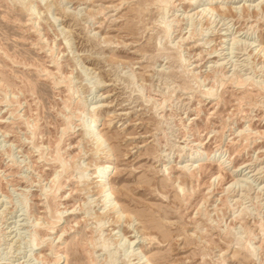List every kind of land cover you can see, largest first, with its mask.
Returning a JSON list of instances; mask_svg holds the SVG:
<instances>
[{
	"label": "rangeland",
	"instance_id": "obj_1",
	"mask_svg": "<svg viewBox=\"0 0 264 264\" xmlns=\"http://www.w3.org/2000/svg\"><path fill=\"white\" fill-rule=\"evenodd\" d=\"M204 1L0 0V264H264V0Z\"/></svg>",
	"mask_w": 264,
	"mask_h": 264
},
{
	"label": "bare ground",
	"instance_id": "obj_2",
	"mask_svg": "<svg viewBox=\"0 0 264 264\" xmlns=\"http://www.w3.org/2000/svg\"><path fill=\"white\" fill-rule=\"evenodd\" d=\"M231 1H242V0H231ZM222 2V0H205L204 1V3H203V6L201 5V11H200V15H203V14H205L207 11L209 12H211V11H217L218 9L217 8H219V7H217L216 5L217 4H220ZM196 3V0H190V3H189V6H193L194 4ZM224 3V2H223ZM216 6V7H215ZM197 12V11H196ZM207 12V13H208ZM249 37L250 38H253V35H249ZM263 49V48H262ZM242 83H240L239 84V82H238V85H241ZM244 84V83H243ZM242 84V85H243ZM213 95L212 94H210V93H208L207 94V97H212ZM96 118L93 120V125H95V123H96ZM99 125H97V127H98ZM87 133L89 134V136H90V138H92V140H94V142H96L97 143V146L99 147V148H101V146H102V143L103 142H106V140L104 139V137L98 132V131H96V130H92V126L91 125H89L88 126V128H87ZM96 133V134H95ZM107 151H111V148H108V150ZM104 163H105V166H103V167H107V169L105 170L106 172L104 173V174H101L100 175V172H102V170L101 171H99V172H97V174H96V176H94L95 178H96V183H97V185H96V187L98 188V194L100 195V196H103L104 195V193L105 192H107V191H110L111 190V188H110V186H108V190H107V188H106V184H102V179L103 178H106V179H109L110 178V176L113 174V170H114V167L111 165V163L105 158V161H104ZM186 166H191V164H188V165H186ZM103 170H104V168H103ZM107 172H109L107 175H105ZM107 196L109 197V196H113L112 195V192L110 191V192H108L107 193ZM114 199L115 198H112V200H113V202L111 203V204H109V206H108V211H111V212H113L114 214H116V217L117 218H119V216H122L123 215V217L125 218L126 216H129L130 217V215L131 214H127L126 213V210H124L118 203H114ZM103 202H107V200H106V198L104 199V201ZM130 213V212H129ZM145 214V213H144ZM148 214V213H147ZM146 215V214H145ZM139 216H140V214H139ZM136 217V216H135ZM146 217H148V216H146ZM144 220V219H143ZM144 221H146V220H144ZM143 221V222H144ZM151 221H153L152 219H151V217H149L148 218V220H147V222L148 223H151ZM146 222V223H147ZM142 223V222H141ZM154 223V222H153ZM143 224V223H142ZM140 226V225H139ZM144 226V225H143ZM148 226V225H147ZM141 227V230L143 231V227L142 226H140ZM145 227H146V224H145ZM154 227H155V224H154ZM159 227V226H158ZM149 229V228H148ZM160 229V228H159ZM159 229H157L158 231H159ZM145 230H147V229H145ZM155 230H156V227H155ZM168 230L167 231H164V232H161V237L165 240V239H168V237H169V235L170 234H168ZM247 251L249 252V250L247 249ZM147 259V258H146ZM146 261H149L148 259L146 260Z\"/></svg>",
	"mask_w": 264,
	"mask_h": 264
}]
</instances>
